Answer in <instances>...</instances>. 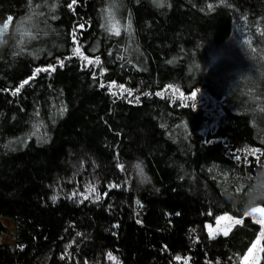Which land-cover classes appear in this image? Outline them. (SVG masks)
<instances>
[{"label":"trees","instance_id":"trees-1","mask_svg":"<svg viewBox=\"0 0 264 264\" xmlns=\"http://www.w3.org/2000/svg\"><path fill=\"white\" fill-rule=\"evenodd\" d=\"M8 17L0 264H242L264 207V0H0ZM224 213L245 218L211 236Z\"/></svg>","mask_w":264,"mask_h":264},{"label":"rangeland","instance_id":"rangeland-1","mask_svg":"<svg viewBox=\"0 0 264 264\" xmlns=\"http://www.w3.org/2000/svg\"><path fill=\"white\" fill-rule=\"evenodd\" d=\"M6 19L4 22H0V44L4 40L5 34L10 28L11 19ZM5 24L7 27L5 28ZM245 216L251 217L255 222L260 225V232L258 238L247 251L242 260V264H259L263 252V239H264V207L261 205L255 206L250 209ZM245 217H236L230 213L221 214L215 222H208L206 224L207 229L211 236L217 234H227L237 224L241 223ZM3 223L6 226V232L1 235V240L5 244L14 248L16 245L15 233L16 227L14 220L10 218H2Z\"/></svg>","mask_w":264,"mask_h":264},{"label":"snow or ice","instance_id":"snow-or-ice-1","mask_svg":"<svg viewBox=\"0 0 264 264\" xmlns=\"http://www.w3.org/2000/svg\"><path fill=\"white\" fill-rule=\"evenodd\" d=\"M73 2H75V0H73ZM11 18H9V20H10ZM5 28L7 27V24H5V26H4ZM54 70V69H53ZM37 71H41L40 69H38ZM24 83H27V81H25ZM23 85H21V87H22ZM17 91H19V89H17ZM193 96H195V93H193ZM137 167H139V165H137Z\"/></svg>","mask_w":264,"mask_h":264}]
</instances>
